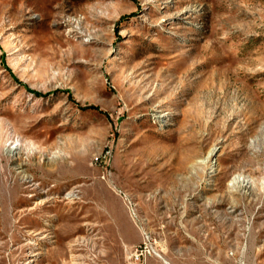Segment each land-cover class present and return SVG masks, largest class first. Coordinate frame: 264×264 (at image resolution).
Returning a JSON list of instances; mask_svg holds the SVG:
<instances>
[{
    "label": "rangeland",
    "instance_id": "rangeland-1",
    "mask_svg": "<svg viewBox=\"0 0 264 264\" xmlns=\"http://www.w3.org/2000/svg\"><path fill=\"white\" fill-rule=\"evenodd\" d=\"M31 259L264 264V0H0V264Z\"/></svg>",
    "mask_w": 264,
    "mask_h": 264
},
{
    "label": "built area",
    "instance_id": "built-area-1",
    "mask_svg": "<svg viewBox=\"0 0 264 264\" xmlns=\"http://www.w3.org/2000/svg\"><path fill=\"white\" fill-rule=\"evenodd\" d=\"M103 177L105 178L106 175H103ZM120 192V191H119ZM121 193V192H120ZM122 197L124 198L125 202H126V197L124 196L123 193H121ZM126 205H127V202H126ZM127 208H128V205H127ZM129 210V209H128ZM130 212V210H129ZM131 215L133 216L132 212H130ZM132 256H135V258L137 259H141L142 257H145V254H144V250L142 247H137L136 249H134L132 251Z\"/></svg>",
    "mask_w": 264,
    "mask_h": 264
},
{
    "label": "bare ground",
    "instance_id": "bare-ground-1",
    "mask_svg": "<svg viewBox=\"0 0 264 264\" xmlns=\"http://www.w3.org/2000/svg\"><path fill=\"white\" fill-rule=\"evenodd\" d=\"M215 151H216V148H213L212 150H211V153L210 154H214L215 153ZM67 195L68 196H71V194H69V193H67ZM36 234H41V232H37ZM44 236V235H43ZM41 238H44V237H41ZM34 240V239H33ZM33 240H29V242L28 243H30V244H38L36 241H33ZM39 240V239H38ZM43 240V239H42ZM42 253V251H40V250H34L33 252H32V256H38L39 254H41ZM34 259H31L30 260V262H29V264H32L31 263V261H33Z\"/></svg>",
    "mask_w": 264,
    "mask_h": 264
}]
</instances>
